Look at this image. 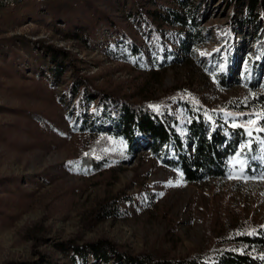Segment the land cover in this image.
Wrapping results in <instances>:
<instances>
[{
    "label": "rangeland",
    "instance_id": "rangeland-1",
    "mask_svg": "<svg viewBox=\"0 0 264 264\" xmlns=\"http://www.w3.org/2000/svg\"><path fill=\"white\" fill-rule=\"evenodd\" d=\"M41 1L0 8V264L34 261L39 253L68 264L57 242L101 238L129 253L179 258L209 249L234 230L264 225V172L250 167L246 156L254 141L241 143L229 157L225 176L198 182L187 181L142 145L122 159V141L72 130L80 111L68 88L71 72L59 79L46 74L39 62L45 52L34 41L5 42L23 35L68 50L95 86L138 104L154 106L177 90L213 108L264 93V19L235 13L227 0H203L210 37L188 62L169 64L159 57L136 65L113 61L106 51L128 32L102 21L89 45L67 40L63 29L51 26L55 10L49 3L55 0ZM60 1L58 13L78 22L92 19L90 0ZM244 126L261 143L253 158L264 163V125L251 117ZM100 154L116 160L94 172L74 167L75 160ZM129 198L133 203H126ZM113 200L127 213L100 218V209Z\"/></svg>",
    "mask_w": 264,
    "mask_h": 264
},
{
    "label": "trees",
    "instance_id": "trees-1",
    "mask_svg": "<svg viewBox=\"0 0 264 264\" xmlns=\"http://www.w3.org/2000/svg\"><path fill=\"white\" fill-rule=\"evenodd\" d=\"M89 2L95 9L92 19L81 17L80 22L74 16L58 13L63 4L60 0L49 3V8L55 10L51 26L59 31L63 29L65 39L85 45L95 39V30L102 21L114 31L119 26L128 34L107 47L113 61L138 65L144 61L155 63L161 57L169 64H184L210 37L203 22L205 15L201 12L203 0H105L107 6L103 7H99V0ZM227 2L234 4L235 13L245 12L254 22L264 19V0ZM60 22L64 26H58ZM234 31L229 28L231 35ZM15 41L26 44L34 41L39 45L45 52L39 62L46 74L59 79L71 72L73 79L68 88L77 97L74 109L80 111L72 130L122 141L126 146L122 159L132 156L138 148L134 145H142L168 165L178 168L187 181L198 182L204 178L225 176L229 157L236 153L241 143L251 140L254 141L252 150L244 148L243 152L247 151L250 167L264 172V163L253 158L261 143L247 136L244 126L251 117H256L264 125V93L254 94L247 101L232 99L222 106L209 108L195 102L186 92L169 90L154 101V106L145 101L138 104L126 96L95 86L91 77L80 74V67L68 50L23 35L5 40L6 43ZM163 65L158 63V66ZM261 133L264 148V132ZM143 138L147 139L144 144ZM100 155L75 160L74 167L88 173L102 170L116 160L107 154ZM126 203H133L132 198ZM126 213L127 208H121L120 202L113 200L100 209L99 217L119 219ZM56 244L68 264H89V260L91 264H264V225L234 230L209 249L179 258L129 253L107 238L82 244L74 240ZM38 257L34 261L6 264L66 263L43 253Z\"/></svg>",
    "mask_w": 264,
    "mask_h": 264
},
{
    "label": "bare ground",
    "instance_id": "bare-ground-1",
    "mask_svg": "<svg viewBox=\"0 0 264 264\" xmlns=\"http://www.w3.org/2000/svg\"><path fill=\"white\" fill-rule=\"evenodd\" d=\"M26 0H10V6H5L4 8H14L17 7L18 5L22 4Z\"/></svg>",
    "mask_w": 264,
    "mask_h": 264
},
{
    "label": "built area",
    "instance_id": "built-area-1",
    "mask_svg": "<svg viewBox=\"0 0 264 264\" xmlns=\"http://www.w3.org/2000/svg\"><path fill=\"white\" fill-rule=\"evenodd\" d=\"M5 6H10V0H0V8H4Z\"/></svg>",
    "mask_w": 264,
    "mask_h": 264
}]
</instances>
